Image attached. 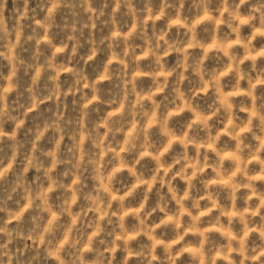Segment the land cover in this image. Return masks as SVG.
Segmentation results:
<instances>
[{
	"label": "clouds",
	"instance_id": "obj_1",
	"mask_svg": "<svg viewBox=\"0 0 264 264\" xmlns=\"http://www.w3.org/2000/svg\"><path fill=\"white\" fill-rule=\"evenodd\" d=\"M0 264H264V0H0Z\"/></svg>",
	"mask_w": 264,
	"mask_h": 264
}]
</instances>
